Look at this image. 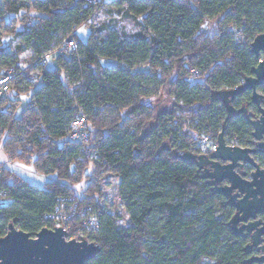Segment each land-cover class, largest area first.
I'll return each mask as SVG.
<instances>
[{"label": "trees", "instance_id": "trees-1", "mask_svg": "<svg viewBox=\"0 0 264 264\" xmlns=\"http://www.w3.org/2000/svg\"><path fill=\"white\" fill-rule=\"evenodd\" d=\"M107 3L124 6L125 16L136 21L130 42L93 30L86 43L79 41L78 28L92 25L102 0H3L0 6V75L15 72L0 93V143L6 137L1 151L10 161L58 177L40 189L11 180V171L1 168L0 186L10 202L0 205V237L11 223L30 235L53 229L60 221L56 216L73 201L69 236L81 234L100 247L86 264H257L247 262L246 241L228 227L233 209L226 198L180 156L200 153L199 140L217 141L220 132L230 144L252 145L249 120L258 116L252 92L235 97L234 108L248 112L233 115L218 92L252 75L258 58L250 44L264 33V0ZM210 20L217 22L213 34L202 26ZM70 34L77 50L68 58L53 56L55 68L46 69L45 54ZM8 39L17 41V54L29 49L43 63L37 87L6 48ZM102 59L117 64L106 67ZM258 89L264 95V85ZM162 94L173 98L175 107L155 114L154 104L143 100ZM79 117L86 120V141L70 137ZM256 159L264 168V154ZM107 177L119 180L126 227L99 204ZM84 178L90 181L83 197L63 183ZM82 212L97 218L96 230L84 226Z\"/></svg>", "mask_w": 264, "mask_h": 264}, {"label": "water", "instance_id": "water-1", "mask_svg": "<svg viewBox=\"0 0 264 264\" xmlns=\"http://www.w3.org/2000/svg\"><path fill=\"white\" fill-rule=\"evenodd\" d=\"M250 48L258 58L252 75L245 76L236 88L219 91L218 97L228 114L247 113L246 107L235 109L232 103L243 92H252L251 102L258 110V116L249 120L252 145H230L220 132L213 151H186L180 157L193 163L200 178L232 207L228 227L246 241L243 251L247 262L264 264V168L256 159L257 154H264V95L258 89L264 85V33L252 40ZM67 237L63 227H45L30 238L29 233L11 223L7 235L0 239V256H9L12 264H86L100 252L98 245L85 238Z\"/></svg>", "mask_w": 264, "mask_h": 264}, {"label": "rangeland", "instance_id": "rangeland-1", "mask_svg": "<svg viewBox=\"0 0 264 264\" xmlns=\"http://www.w3.org/2000/svg\"><path fill=\"white\" fill-rule=\"evenodd\" d=\"M102 1H104V4L91 18L92 25L81 26L78 28L77 36L79 41L86 43L93 30L96 32V36L101 37H105L108 33L115 32L120 35L126 43L130 42L134 34L138 31V25L136 21L133 18L125 16L124 6L119 7L110 5L107 3L110 0ZM2 2L3 0H0V6L2 5ZM207 25L208 26L203 27V29L205 31H208L210 34H213L217 29L216 20L208 21ZM80 29H84V31H80ZM16 45L17 41L8 39L6 48L16 54L19 65L24 69L25 76L27 77V82L30 85H33V88H35L39 85V72L43 68V63L37 61L36 56L29 49L17 54ZM62 46L63 41L54 46L51 51L45 54H49V57L46 58V69L55 68L57 64V56L63 55L65 58L70 57L69 51H66L64 48H62ZM101 63L106 67H113L117 64L116 61L110 59H102ZM142 69L148 70L144 67ZM61 76L63 77V74H61ZM8 95L10 97H13L14 93L10 92ZM28 99H24V101L29 102ZM143 102L154 104L155 114H159L162 111L172 110L175 107L174 99L170 97L166 98V94H162L160 98L156 99L146 98L143 100ZM5 138L6 137L4 135L2 137V142L0 143V168L4 167L11 171V180L14 178H21L23 181H26L29 184L34 185L40 189H46L48 182L58 179L56 174L43 175L38 173L32 164L8 160L1 151V146ZM92 169L93 167L91 166L87 171L89 177L92 175ZM89 181L90 178H84L78 183H71L66 180H63V183L72 188L78 197H83L85 196V191L87 189ZM98 200L103 210L121 217L119 221H124V223H119L121 226L126 227L128 225V214L125 210V202L122 201L119 195L118 178L107 177L101 182ZM9 202L10 201L8 199L2 198L0 200V205H6L9 204ZM76 237L78 236H75L74 238Z\"/></svg>", "mask_w": 264, "mask_h": 264}, {"label": "built area", "instance_id": "built-area-1", "mask_svg": "<svg viewBox=\"0 0 264 264\" xmlns=\"http://www.w3.org/2000/svg\"><path fill=\"white\" fill-rule=\"evenodd\" d=\"M63 48L66 51L74 52L78 48V44L76 39L74 38L73 34H70V36L66 39V41L63 43ZM46 58L49 57V54L45 56ZM192 74H197V71L192 70ZM15 78V72L14 70H9L8 72L0 75V93L5 92L8 90L9 82ZM85 126H86V120L84 117L77 118L70 127V137L74 140L79 141H86L87 136L85 132ZM228 144H230L228 142ZM233 145V144H230ZM217 146V141L211 140L207 136H203L198 143V147L200 148V153H209L215 149ZM94 158H97V155H93ZM1 170V168H0ZM7 192L4 189L3 186H0V200L4 197H6ZM67 204H69L68 209L65 211H61L62 213L60 215H57L56 218L59 224L56 227H63L68 232V225L67 221L73 218L74 212L77 209V203L73 201H69ZM65 206V205H64ZM81 216L84 217L83 224L86 228L90 227L94 230L97 229V218L92 215H85V213H81ZM88 216V217H87ZM92 217H95V222L92 221ZM79 234L78 237L73 238L70 237L68 234V237L66 239H81L83 236Z\"/></svg>", "mask_w": 264, "mask_h": 264}, {"label": "flooded vegetation", "instance_id": "flooded-vegetation-1", "mask_svg": "<svg viewBox=\"0 0 264 264\" xmlns=\"http://www.w3.org/2000/svg\"><path fill=\"white\" fill-rule=\"evenodd\" d=\"M7 232H8V229H7ZM7 232L4 236L0 237V239H2L3 237H5L7 235ZM30 238H34L36 236V234L34 235H30ZM0 264H12L11 263V260H10V257L9 256H5V258H3L2 256H0Z\"/></svg>", "mask_w": 264, "mask_h": 264}, {"label": "clouds", "instance_id": "clouds-1", "mask_svg": "<svg viewBox=\"0 0 264 264\" xmlns=\"http://www.w3.org/2000/svg\"><path fill=\"white\" fill-rule=\"evenodd\" d=\"M125 7H126V5H125ZM202 26L203 27H207L208 26L207 22L204 25H202ZM12 150H13L12 146H9V151H12ZM92 221L95 222V217H92ZM119 223H124V221L120 220Z\"/></svg>", "mask_w": 264, "mask_h": 264}, {"label": "snow or ice", "instance_id": "snow-or-ice-1", "mask_svg": "<svg viewBox=\"0 0 264 264\" xmlns=\"http://www.w3.org/2000/svg\"><path fill=\"white\" fill-rule=\"evenodd\" d=\"M80 31H84V29H80Z\"/></svg>", "mask_w": 264, "mask_h": 264}]
</instances>
